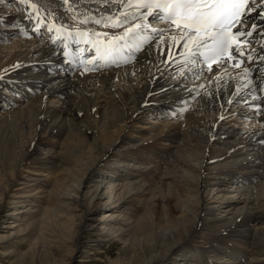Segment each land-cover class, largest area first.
Masks as SVG:
<instances>
[{
	"label": "bare ground",
	"instance_id": "obj_1",
	"mask_svg": "<svg viewBox=\"0 0 264 264\" xmlns=\"http://www.w3.org/2000/svg\"><path fill=\"white\" fill-rule=\"evenodd\" d=\"M32 2L38 17L22 0L0 1V205H34L31 250L56 264L89 258L86 243L117 244L110 264H264L261 0L247 17L256 31L236 45L252 60L210 70L186 62L182 46L161 55L172 44L165 23L101 67L96 37L77 32L115 38L130 25L81 24L61 0ZM90 59L98 70L85 72Z\"/></svg>",
	"mask_w": 264,
	"mask_h": 264
},
{
	"label": "snow or ice",
	"instance_id": "obj_2",
	"mask_svg": "<svg viewBox=\"0 0 264 264\" xmlns=\"http://www.w3.org/2000/svg\"><path fill=\"white\" fill-rule=\"evenodd\" d=\"M22 2L35 11L37 17L39 16V8L36 3L32 0H22ZM86 2H98L106 9L111 8L113 4H117L118 7L113 12L106 15L102 13L96 17L91 14V10L83 14L78 11L80 4ZM61 3L67 5L66 11L75 12V15L69 17L70 19L76 21L79 16L83 15V18L78 21L81 24L94 23L112 28L130 25L125 28L122 36L115 38H109L107 33L77 32L80 37H89L90 35L96 37V40L91 42L96 51V58L103 62L101 67L118 65L117 55L122 51V47L132 46L128 43L129 38L135 41L138 37H142L144 32L152 31L144 23L148 17L169 24L168 33L172 44L169 45L168 51L160 49L161 55H164L166 59L172 58V46H182L187 50L186 62L195 63L197 62L196 57L204 56L212 63H216L226 55L228 59L244 56L247 60H252L250 55L236 46L249 43L241 38L253 36L258 27L247 19L253 11H256V8L249 6V0H61ZM261 4L264 5V0H261ZM257 15L264 19V7L260 8ZM29 18H32L31 15ZM136 21H140V23H136ZM42 23L43 20L37 18V24ZM149 23H151L150 20ZM62 27H57L53 23L47 26V30L52 31L55 28L59 32ZM245 28L250 30L245 31ZM35 30L39 31V28ZM101 36L104 37L103 40L100 39ZM163 36L164 33L161 32L157 44L163 43ZM112 39L124 41L125 44L123 46L114 44ZM143 42H146V38L141 40V43ZM181 42L183 43L181 44ZM135 47L138 49L140 44H135ZM201 49H206V52ZM260 59L264 60V56H261ZM90 64H93L91 59L85 64L83 69L85 72L98 70L95 66L87 67ZM234 66L238 67L239 64ZM209 68H211V63H209ZM248 72L249 70L245 69V73ZM257 98L253 97V99Z\"/></svg>",
	"mask_w": 264,
	"mask_h": 264
},
{
	"label": "rangeland",
	"instance_id": "obj_3",
	"mask_svg": "<svg viewBox=\"0 0 264 264\" xmlns=\"http://www.w3.org/2000/svg\"><path fill=\"white\" fill-rule=\"evenodd\" d=\"M7 7L11 8L8 4ZM15 11L19 12L18 10ZM149 24L153 25L152 22ZM148 27L151 28V26ZM140 181L141 179H138L136 183ZM141 185H144L143 182ZM25 204L19 203L14 206L10 203H3L0 205V264H56L51 259L46 260L43 256L44 253L39 248L34 251L31 250L32 239L29 237V232L32 227L27 228L26 226V224H31L30 217L27 214L34 213L36 208H32L33 204L24 207ZM20 205L23 206L20 207ZM15 208L20 209L15 211ZM95 229L98 230L99 225H94L88 232ZM69 246L65 245L64 247ZM85 246L84 256L89 258H77V255H75V258L69 264H110L116 259L120 250L117 244L110 243H101L99 246L96 243H86ZM60 253L66 255L68 252L62 249Z\"/></svg>",
	"mask_w": 264,
	"mask_h": 264
}]
</instances>
